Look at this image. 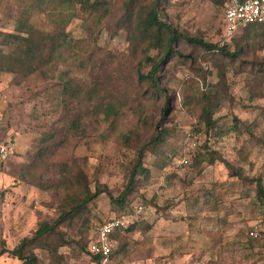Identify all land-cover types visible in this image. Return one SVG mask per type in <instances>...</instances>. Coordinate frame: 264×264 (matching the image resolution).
<instances>
[{
  "label": "rangeland",
  "instance_id": "1",
  "mask_svg": "<svg viewBox=\"0 0 264 264\" xmlns=\"http://www.w3.org/2000/svg\"><path fill=\"white\" fill-rule=\"evenodd\" d=\"M110 5L101 18L59 0H0V33L15 34L22 22L37 34L71 36L47 76L41 69L0 72V146L14 152L0 162V250L8 252L0 264H22L11 251L41 224L58 221L62 197L50 186L61 166L80 170L91 192L99 185L118 196L140 153L149 175L135 178L127 206L120 210L101 194L89 213L60 224L46 240L54 248L60 234L67 245L34 251L38 262L94 264L87 245L95 226L130 214L134 228L112 240L113 264H264V241L249 236L253 227L264 228V202L256 195L257 180L264 191V44L254 41L260 36L248 45L240 30L226 44L230 53L244 49L233 61L178 40L152 87L139 75L150 71L146 58L157 62L163 52L147 50L120 25L121 0ZM159 10L184 37L222 43V0H160ZM11 49L0 37V50ZM60 71L80 87L78 99H64ZM200 80L213 101L210 131L200 120Z\"/></svg>",
  "mask_w": 264,
  "mask_h": 264
},
{
  "label": "trees",
  "instance_id": "2",
  "mask_svg": "<svg viewBox=\"0 0 264 264\" xmlns=\"http://www.w3.org/2000/svg\"><path fill=\"white\" fill-rule=\"evenodd\" d=\"M122 1V15L119 18L120 25L128 27L131 33L138 37V42L145 43L146 49H159L163 52L159 61L154 62L148 58L146 61L151 63L150 71L146 74H140L141 81L149 83L152 87H158L159 80L158 74L160 72L161 65L173 52L172 46L178 40H185L190 43H194L203 48L209 54L218 55L226 60L239 58L244 49L241 45H237L234 52L230 53L226 50V44H228L235 35L242 30V37L247 40V44L251 45V39L254 35L260 36L258 40L260 46L264 44L261 33L264 32L263 24H250L245 28H241L231 39L225 41L222 37L221 44H207L200 38H186L171 25H169L163 16V11L159 10L160 0H154V2H143L144 0H121ZM143 3H142V2ZM165 2V0H162ZM61 4H71L79 7V11L82 14L88 16H98L105 18L110 14L111 5L110 0H59ZM2 38V44L6 46H12L11 51L2 52L0 50V72L16 73L23 76L31 75L38 69L44 74L45 70H49L52 66H55V62L62 60L65 57V50L60 47L67 42L71 37L68 33L54 32L52 34H37L31 28V26L24 23H20L15 34L0 33ZM261 65L264 67V61ZM47 76L46 74H44ZM58 81H60L61 91L64 99H68V103L76 100L80 96V87L70 78L69 72L60 71L58 74ZM221 81V80H220ZM208 84L205 81L200 80V90L203 95L206 105L204 106L203 116L200 118L206 126L207 130L213 128V122L210 117L209 106L211 105L212 98L207 97ZM164 91V90H163ZM210 91V90H209ZM208 91V93H209ZM164 93V92H163ZM169 101L166 100L165 106L167 107ZM73 122L72 124H74ZM156 142L159 141L158 137L155 138ZM46 152V153H45ZM49 154L47 148L45 151L39 153V160ZM142 154H139L137 164L133 168V171L129 177L126 187L120 192L118 196H113L112 191L108 190L105 186L96 185L94 192H91L87 185V178L80 171H74L67 166H61L58 170L59 179L51 184V188L54 194L58 197H62V210L58 221L53 224L43 223L39 226L32 239H24L22 243L13 251L11 255L13 258L18 259L22 264H41L38 262V257L35 254L37 248H42L48 252H55V249L67 245L68 242L64 238L57 234L58 244L53 248L51 243H47L46 240L51 235L58 233L56 228L62 224H71L73 220L84 216L89 213L88 205L94 202L101 194H106L110 199L112 206H117L120 210H123L127 206V200L129 194L134 190L136 185L135 178L137 176H143L147 178L149 175L148 169L143 168L141 164ZM232 177L237 176V173L230 174ZM256 195L264 202V191L261 187V181H256ZM45 185V186H44ZM38 185L41 189H46L49 184ZM59 199V198H58ZM86 225V223H85ZM134 227L128 223L125 229L117 230L111 238H117L122 230L131 231ZM94 231V230H93ZM93 240H89L87 245V253L91 256L93 263L100 261L99 256H92L88 251V246ZM264 241V240H260ZM86 244L84 242L80 245L79 252H84ZM8 253L6 250H0V256ZM114 248H112L110 258L114 257Z\"/></svg>",
  "mask_w": 264,
  "mask_h": 264
},
{
  "label": "built area",
  "instance_id": "3",
  "mask_svg": "<svg viewBox=\"0 0 264 264\" xmlns=\"http://www.w3.org/2000/svg\"><path fill=\"white\" fill-rule=\"evenodd\" d=\"M223 1V25L221 37L228 41L241 28L250 24L264 23V0H222ZM198 138L192 140V148L197 147ZM13 148L10 146H0V162L13 155ZM187 157L180 161V165H188ZM142 208H137L140 213ZM131 215H120L108 220H104L93 231V240L88 246V251L92 256H99L100 261L95 264H113L110 254L113 248L111 235L121 229H125L131 219ZM249 236L251 239L264 240V228L253 227ZM131 264V263H117Z\"/></svg>",
  "mask_w": 264,
  "mask_h": 264
},
{
  "label": "crops",
  "instance_id": "4",
  "mask_svg": "<svg viewBox=\"0 0 264 264\" xmlns=\"http://www.w3.org/2000/svg\"><path fill=\"white\" fill-rule=\"evenodd\" d=\"M222 23H223V14H222Z\"/></svg>",
  "mask_w": 264,
  "mask_h": 264
}]
</instances>
